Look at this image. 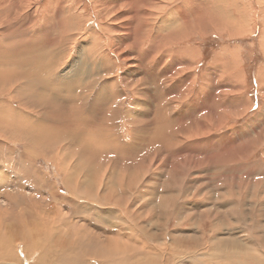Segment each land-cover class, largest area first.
I'll list each match as a JSON object with an SVG mask.
<instances>
[{
	"label": "rangeland",
	"instance_id": "1",
	"mask_svg": "<svg viewBox=\"0 0 264 264\" xmlns=\"http://www.w3.org/2000/svg\"><path fill=\"white\" fill-rule=\"evenodd\" d=\"M63 4L62 8L65 9H61ZM67 17L72 22L69 33L76 37L78 35L74 43L61 39L60 22ZM72 26L75 27L71 29ZM141 28L148 31L140 32L143 30ZM117 39L126 41L118 42ZM72 45L74 47L70 57L59 65L60 57H67ZM25 49L28 52L30 49V53ZM20 51L23 52L21 56L18 55ZM0 54L6 58L5 62H0V253L8 250L9 242V246L15 247L18 254L13 259L0 257V264H39L37 258L46 251H61L73 246L77 236L74 235L77 233L75 230H80L78 233L90 230L83 225L84 223L90 227V217L91 223L98 225L91 227L94 235L100 233L101 228H107L106 231L110 232L119 230L118 227L124 224L144 225L149 246L156 248L148 252L149 255L148 246L147 250L142 251L144 257H150L144 264H264V0H0ZM12 54L18 56L14 57ZM15 58L18 62L22 58L25 63H13L10 60ZM140 58L149 62L151 60L153 64L146 69L151 74L147 73L149 77L143 80L134 71L136 64L143 60H137ZM43 59L47 62L48 69ZM183 59L186 60L185 63ZM164 63L165 67L175 65L173 75L169 76L170 81L167 79L170 86L179 81L176 90L166 94L167 81H162L158 70L164 67ZM39 65L42 67L39 68L42 77L48 79V86L43 87L38 84L39 81H35L36 85L42 86L36 88V85H32L33 80L23 78L21 68H37ZM49 68L54 70L52 74ZM12 69L15 73H12ZM140 72L145 77L143 71ZM157 75V83L161 85L159 92L155 91L154 79ZM62 76H73L81 88L77 87L73 97H67L70 101L74 100L73 103L67 100V107L52 106L49 95L58 98L61 86L59 79ZM93 79L98 84L91 92L90 82ZM110 80L116 85L111 84L110 90L109 87L107 90L122 99L117 107H109L112 111L105 118L100 114L102 108L95 102V96L97 89L100 91L103 85L109 86L107 81ZM145 83L150 84L147 85L149 88L144 86ZM46 91L49 95L41 99L48 107L43 106L38 98V94L40 97ZM163 92L165 98H161ZM152 93L160 94L159 102L162 103L158 100L154 103ZM196 104L197 107L194 108ZM169 105L172 106L171 109L175 106L174 113L169 110ZM67 112L75 118L69 121L73 124L74 121L85 123L83 126L89 132L86 137L79 138L80 141L77 139L79 142L75 140V143L74 139L64 134L62 136V131L57 129L56 125L60 126L61 120L64 121V117L59 115H68ZM176 116H180L186 123H181L180 117ZM86 121L91 123L86 124ZM99 121L105 126L101 128V134L109 133L108 131L111 134H100V137L97 135V142L100 140L101 146L96 139L95 146H98L96 149L100 153L96 150L90 152V124ZM152 122L153 126L158 125L160 128L149 131L147 127H153L150 125ZM199 122L202 124H198ZM40 124L49 129L44 126H41L44 132L35 129ZM50 124L55 126L51 127ZM187 125L189 128H186ZM143 126H147L144 127L145 131ZM51 130L59 132L49 133ZM162 132L164 140H161ZM111 135L112 137H107ZM106 138L113 139L109 142ZM116 138L121 142L116 141ZM81 140L88 150L84 146V150L81 148ZM130 144L132 145L129 146ZM129 147L133 148L131 154ZM92 168L100 173L102 179L99 178L100 192H94L90 196V192L85 193V188L81 185L75 187V182L70 178L80 174L82 181V175ZM102 172L104 177L113 172V183L116 185L120 172L128 173L126 175H130L129 178L133 174L138 177L140 175L138 185L146 191H153L157 197L170 187L169 191H173L175 197L174 210H179V213L173 215L166 236L159 229L162 223L151 225L157 218L149 219L146 214L149 209L146 211L143 203H131V209L142 208L140 215L129 211L124 205L115 206L106 202L104 199L110 193H102L107 185ZM25 175L30 179L27 180ZM8 193H12V197ZM154 202L155 200L153 205ZM111 207L122 215L116 213L109 216ZM32 212L38 214L39 218ZM123 218L126 220L123 221ZM68 223L73 225L69 232L65 231ZM36 232L38 236H32ZM68 233L70 236L74 235V238H70ZM51 236H54L56 242H49ZM137 238L142 239L141 236ZM227 241L232 243L227 246ZM119 242L120 240L117 243L120 244ZM47 247L49 250H46ZM79 248L82 249L80 246ZM87 256L82 258L85 259V264L88 261H93L92 264L107 262ZM130 257L132 264H137L139 252ZM54 259L57 258L53 257Z\"/></svg>",
	"mask_w": 264,
	"mask_h": 264
},
{
	"label": "bare ground",
	"instance_id": "2",
	"mask_svg": "<svg viewBox=\"0 0 264 264\" xmlns=\"http://www.w3.org/2000/svg\"><path fill=\"white\" fill-rule=\"evenodd\" d=\"M63 2V1H62ZM62 2H60V3H62ZM9 4V3H8ZM62 6H64V4L63 5H61V9H65V7L64 8H62ZM15 8V7H14ZM185 8V7H184ZM199 9H201V8H199ZM228 9V8H227ZM9 12V11H8ZM71 12V11H70ZM73 13V15L74 16H76L75 15V13H74V11L72 12ZM71 13V14H72ZM78 13V12H77ZM13 14V13H12ZM191 14V13H190ZM16 15V14H15ZM152 15V14H151ZM159 15V14H158ZM58 16V15H57ZM80 14H79V23H80ZM194 16H195V13H194ZM241 16V15H240ZM11 17V16H10ZM62 17V16H61ZM60 17V18H61ZM58 18V17H57ZM59 18V19H60ZM76 18H78V17H76ZM199 18V17H198ZM71 19V18H70ZM195 19V18H194ZM200 19H201V17H200ZM199 19V20H200ZM61 20H64V18L63 19H61ZM73 20V19H72ZM187 20V19H186ZM237 20V19H236ZM70 21V20H69ZM69 21H68V17H67V19H65L63 22L61 21L60 22V26H61V39L63 40V41H70V42H75L76 40H77V37H78V35H77V37L76 36H74V35H72V34H70L69 33V25H71V21H70V23H69ZM190 21V20H189ZM83 22H84V20H83ZM192 22H194L193 20H192ZM203 22V21H202ZM244 22V21H243ZM76 23V25H77V22H75ZM200 23H201V20H200ZM74 24V23H73ZM144 24V23H143ZM142 24V25H143ZM202 24V23H201ZM48 25V24H47ZM50 25V24H49ZM75 25V26H76ZM79 25V24H78ZM193 25V24H192ZM75 26H72L71 27V29L73 28V27H75ZM81 26V25H80ZM190 26H191V24H190ZM199 26V25H198ZM77 27V26H76ZM186 26H184V28H185ZM120 28V27H119ZM143 28H145V27H143ZM143 28H141V29H143ZM79 29L80 28H78L77 29V31H79ZM158 29V28H157ZM146 31H148V29H145ZM144 29L142 30V31H140V32H146ZM152 31V30H151ZM59 32V31H58ZM73 33V32H72ZM76 33V32H75ZM80 33H81V31H80ZM79 33V34H80ZM84 34V33H83ZM92 34V33H91ZM82 35V34H81ZM120 35V34H119ZM124 35V34H123ZM191 35V34H190ZM83 36V35H82ZM81 36V37H82ZM122 36V35H121ZM85 37V36H84ZM95 37V34L93 35V38ZM99 37V36H98ZM118 37V36H117ZM120 37V36H119ZM123 37V36H122ZM89 38V37H88ZM103 38V37H102ZM121 38V37H120ZM168 38V37H167ZM182 38V37H181ZM96 39V38H95ZM111 39V38H110ZM119 39V38H118ZM118 39H117V41H118ZM121 39H123V38H121ZM120 39V40H121ZM60 40V39H59ZM97 40V39H96ZM120 40L118 41V42H120ZM179 40H180V38H179ZM86 41V40H85ZM89 41V40H88ZM122 41V40H121ZM123 41H126V40H123ZM122 41V42H123ZM178 41V40H177ZM182 41V40H181ZM87 42V41H86ZM107 42V41H106ZM85 43V42H84ZM92 43V42H91ZM91 43H90V46H91ZM136 43V41L134 40L133 41V45ZM179 43V42H178ZM64 44V43H63ZM66 44V43H65ZM68 44V43H67ZM144 45V44H143ZM93 46H95L94 44H93ZM135 46V45H134ZM32 47V46H31ZM42 47V46H41ZM73 47H74V45H72L71 46V51H70V53H68V55H67V57H66V55L65 56H61L60 57V63H59V65H62V64H64L66 61H65V59H68V57H70V55H71V53H72V50H73ZM85 47H89V46H85ZM92 47V46H91ZM110 47V46H109ZM44 48V47H43ZM31 49V48H30ZM30 49H28L29 50V52L28 51H26V49H25V51L26 52H28V53H30ZM92 49H93V47H92ZM16 50V49H15ZM24 50V49H23ZM35 50H36V48H35ZM34 50V51H35ZM39 50V49H38ZM56 50V49H55ZM64 50V49H63ZM24 51V52H25ZM33 51V50H32ZM37 51V50H36ZM19 52V51H18ZM60 52V51H59ZM75 52H76V50H75ZM100 53H101V51H99ZM196 52V51H195ZM21 53L23 54V52L22 51H20V54H18V55H20L21 56ZM58 53V52H57ZM92 53V52H91ZM100 53H99V55H100ZM25 54V53H24ZM35 55H39V53H34ZM54 54V53H53ZM89 54V53H88ZM1 55V54H0ZM3 55V54H2ZM13 56L14 55H17V54H12ZM11 55V56H12ZM17 55V56H18ZM31 55H33V54H31ZM35 55H34V57H35ZM94 55V54H93ZM98 55V54H97ZM105 55V54H104ZM6 56V55H5ZM16 56V57H17ZM23 56V55H22ZM90 57H91V55H89ZM1 57V56H0ZM15 57V56H14ZM39 57V56H38ZM40 57H41V55H40ZM66 57V58H65ZM93 57V56H92ZM95 57V56H94ZM93 57V58H94ZM103 57V56H102ZM1 58H3V56L1 57ZM9 58V57H8ZM45 58V57H44ZM97 58H98V56H97ZM4 59H6L5 57L3 58V60L2 59H0V62L1 61H4ZM30 59V58H29ZM53 59H54V57H53ZM141 59H143V58H140V59H137V60H141ZM181 59V58H180ZM8 60V59H7ZM10 60H12V62L14 63H25L24 62V60L21 58V60L18 62V60H16V58L15 59H10ZM49 60V59H48ZM51 60V59H50ZM49 60V61H50ZM108 60V59H107ZM106 60V61H107ZM27 61V60H26ZM36 61H37V59H36ZM47 61V60H46ZM95 61V60H94ZM153 61V60H152ZM184 63L186 62V60H182ZM5 62V61H4ZM9 62V61H8ZM11 62V61H10ZM11 62V63H12ZM30 62V61H29ZM33 62V61H32ZM34 62H35V60H34ZM33 62V63H34ZM42 62V61H41ZM45 61H44V59H43V63H44ZM80 62V61H79ZM86 62V61H85ZM191 62V61H190ZM2 63V62H1ZM36 63V62H35ZM47 62H45V66H46V68L47 67H49L48 66V64H46ZM90 63V62H89ZM102 63V62H101ZM104 63V62H103ZM151 63V60H150V62L147 60V59H143L141 62H138L137 64H136V66L134 67V71H136L137 72V74L139 75V77H140V79H142L143 80V78H147V77H149V75L151 74H149L148 72H146V69L147 68H151L152 67V63ZM5 64V63H4ZM176 64V63H175ZM7 65H9V64H7ZM27 65V64H26ZM28 65H30V63L28 64ZM27 65V66H28ZM41 65V64H40ZM39 65V66H40ZM49 65L51 66L52 64H50L49 63ZM80 65V64H79ZM164 65V67L163 68H158V70L160 71L159 73L161 74V78H163V80L162 81H167L168 82V80H169V76L170 75H173L172 73V71H173V68H174V64H171V65H169V66H167V67H165V63L163 64ZM162 65V66H163ZM188 65V64H187ZM4 66V65H3ZM19 66H24V65H19ZM27 66H25V67H22L21 69H22V72H21V74H22V76H23V78H28L29 80H33L34 81V84H32L33 86L34 85H36L35 83H37L38 81L40 82V83H38V84H40V85H42L43 87H45V86H48V83H47V81H48V79H44V77H42V73H41V71H40V69L39 68H42L41 66L39 67V66H37V68H29V67H27ZM43 66V65H42ZM192 66V65H191ZM16 67H18V65L16 66ZM58 67V66H57ZM234 67V66H233ZM4 68V67H3ZM13 68V67H12ZM18 68H20V67H18ZM52 68L54 69L55 67H53L52 66ZM52 68H49L50 70V73L52 74V72L54 71V70H52ZM75 68V69H74ZM74 68H72V71H73V69L76 71V67H74ZM78 68V67H77ZM21 69L20 70H17V71H21ZM48 69V68H47ZM57 69V68H56ZM165 69V70H164ZM176 69V68H175ZM174 69V70H175ZM184 69H186V68H184ZM7 71H8V69H6ZM15 70V69H14ZM143 71V73L145 74V77L143 76V74L140 72V71ZM7 71H5V73L7 72ZM10 71H11V69H10ZM43 71H44V69H43ZM48 71V72H49ZM56 71V70H55ZM79 71V70H78ZM149 71H150V69H149ZM163 71H165L166 73H163ZM168 71V72H167ZM9 72V71H8ZM12 73H15V71L13 72V69H12ZM11 73V74H12ZM49 73V74H50ZM149 75H148V74ZM156 73V72H155ZM228 73H229V71H228ZM55 74V73H54ZM68 74H70V73H68ZM116 74H117V72H116ZM135 74V73H134ZM153 74V73H152ZM175 74H176V71H175ZM15 75H18V74H15ZM45 75H47V74H45ZM80 75V74H79ZM239 75V74H238ZM3 76V75H2ZM44 76V75H43ZM48 76V75H47ZM54 76V75H53ZM105 76V75H104ZM120 76V75H119ZM133 76V75H132ZM153 76V75H152ZM177 77L179 76V75H176ZM176 76H174L175 78H176ZM81 77V76H80ZM159 76L157 75V77H156V79H154L155 78V76L153 77V78H151L152 80L154 79L155 80V84H156V92H159L160 91V87L159 86H161V85H158V83H157V78H158ZM173 77V76H172ZM46 78V77H45ZM78 78H79V76H78ZM106 78V77H105ZM174 78V79H175ZM19 79V78H18ZM58 79V78H57ZM80 79H82V77L80 78ZM160 79V78H159ZM168 79V80H167ZM171 79V78H170ZM173 79V80H174ZM179 79V78H178ZM196 79V78H195ZM29 80H27V81H29ZM60 80V85L61 86H59V92H58V94L57 93H55V95L57 94L58 95V98H52L51 97V95H49V92H45L43 95H41V92H40V97H39V94H38V98H39V100H41L42 101V104H43V106H45V107H48L49 105H45L44 104V100H42L41 98H43V96H46V95H49V98H51L50 99V104H52V106L53 105H55V106H57V107H67V106H65L66 105V103H67V100H69V99H67V97H70V96H74L75 95V91H77L76 89H77V87H79L80 85H77L79 82L77 81V80H75L74 79V77L73 76H62V78H60L59 79ZM148 80V79H147ZM30 81V82H31ZM35 81H37V82H35ZM170 81V80H169ZM193 82H194V80H192ZM26 82V81H25ZM108 82V84H109V86H102L103 88H102V90H98L97 89V92H96V96H95V102H97V103H99L100 104V107L102 108V110H101V115H102V117H105V116H108L109 114H110V112L112 111L111 109H113V108H111V107H117V105L119 104V102H120V99H122V97L120 98V97H117V94H112V93H110V91H108V90H110V85L111 84H113V85H116V83L114 84L113 83V81H107ZM134 82H135V80H134ZM150 82V81H149ZM165 82L166 83V88H167V91L166 90H164V91H166L165 92V94L166 93H169L171 90H172V92L174 91V90H176V87H178L179 85V81H178V83H173L172 84V86H170L171 85V83L170 82ZM24 83V82H23ZM136 83V82H135ZM144 83V82H143ZM162 83V82H161ZM26 84H28V83H26ZM55 84H57V83H55ZM83 84H84V82H83ZM96 84H98V83H96V79L94 80L93 79V81H91L90 82V91L92 92L93 90H95L94 88H96L95 86H96ZM107 84V83H106ZM137 84V83H136ZM140 84V83H139ZM146 84V83H145ZM149 83H147L146 85H144V86H146V87H148L147 85H148ZM153 84H154V81H153ZM192 84V83H191ZM45 85V86H44ZM50 85V84H49ZM53 85V84H52ZM138 85V84H137ZM150 85V84H149ZM42 86H38V85H36V88H39V87H42ZM51 86V85H50ZM55 86V85H54ZM84 86V85H83ZM131 86V85H130ZM138 86H140V85H138ZM153 86V85H152ZM194 86V85H193ZM107 87H109V89L107 90ZM115 87V86H114ZM142 87V86H141ZM32 88V87H31ZM80 88H81V86H80ZM117 88V87H116ZM149 88V87H148ZM152 88V87H151ZM171 88V89H170ZM28 90L27 91H29V88H27ZM47 89V88H46ZM45 89V90H46ZM49 89V88H48ZM145 89V88H144ZM178 90L180 89V88H177ZM23 90V89H22ZM34 90V88L32 89V92H34L33 91ZM79 90V89H78ZM149 90V89H148ZM152 90V89H151ZM41 91V90H40ZM42 91H43V89H42ZM49 91H50V89H49ZM89 91V90H88ZM118 91V90H117ZM139 91V90H138ZM138 91H137V95L139 94L138 93ZM146 92H148L147 90H145ZM150 91V90H149ZM184 91H186V90H184ZM31 92V91H30ZM37 92V91H36ZM178 92V91H177ZM177 92H175V93H177ZM181 92H183V91H181ZM181 92H179V93H181ZM38 93V92H37ZM43 93V92H42ZM142 94H144V91H142L141 92ZM174 93V94H175ZM30 94V93H29ZM33 94H35V93H33ZM141 94V95H142ZM153 94V93H152ZM165 94H164V92L161 94V98H165ZM173 93H172V95H174ZM183 94V93H182ZM215 94V93H214ZM55 95H53L52 94V96H55ZM85 95V94H84ZM154 95V94H153ZM187 95V94H186ZM186 95H184V97L186 96ZM216 95V94H215ZM28 96V95H27ZM144 96V95H143ZM148 96V95H147ZM150 96V95H149ZM159 96V97H158ZM77 97V96H76ZM171 97V96H170ZM175 97V96H174ZM183 97V98H184ZM187 97V96H186ZM185 97V98H186ZM84 98V97H83ZM149 98H151V97H149ZM171 98H173V97H171ZM176 98V97H175ZM182 98V97H181ZM184 98V99H185ZM78 99V98H77ZM148 99V98H147ZM168 99V101H170V99L169 98H167ZM178 99V98H177ZM213 99V98H212ZM47 100H48V97H47ZM83 100V99H82ZM146 100V99H145ZM149 100V99H148ZM158 100V102H159V100H160V94H156V95H154V103L156 102ZM175 100V99H174ZM186 100V99H185ZM194 100V99H193ZM196 100V99H195ZM198 100V99H197ZM32 101V100H31ZM72 101V100H71ZM70 100H69V102H71ZM74 101V100H73ZM73 101H72V103H73ZM140 101V100H139ZM138 101V102H139ZM167 101V102H168ZM199 101V100H198ZM33 102V101H32ZM57 104H55V103ZM68 102V103H69ZM79 102H81V101H79ZM94 102V103H95ZM148 102V101H147ZM150 102H151V100H150ZM172 102V101H171ZM174 102V101H173ZM176 102V101H175ZM180 102V101H179ZM179 102H178V104H179ZM185 102V101H184ZM183 102V103H184ZM190 102V101H189ZM188 102V103H189ZM24 103V102H23ZM47 103V102H46ZM122 103V102H121ZM136 103H137V101H136ZM159 103H162V102H159ZM158 103V105H160ZM192 103H195V102H193L192 101ZM199 103V102H198ZM204 103V102H203ZM39 104H40V102H39ZM48 104V103H47ZM80 104V103H79ZM139 105H140V103H138ZM171 104V103H170ZM174 104V103H173ZM201 104V103H200ZM86 105V104H85ZM135 105V104H134ZM180 105V104H179ZM178 105V106H179ZM76 106V105H75ZM121 106V105H120ZM157 106V105H156ZM155 106V107H156ZM170 106V105H169ZM174 106V105H173ZM177 106V105H176ZM181 106H183V105H181ZM185 106H187V105H185ZM191 106V105H190ZM23 107V106H22ZM31 107V106H30ZM35 107V106H34ZM40 107V106H39ZM111 109H110V108ZM127 107H129V106H127ZM134 107V106H133ZM154 107V108H155ZM159 107H161V106H159ZM188 107V106H187ZM197 107V104H196V106L194 107V108H196ZM72 108H74V105H73V107ZM94 108V107H93ZM124 108V107H123ZM135 108V107H134ZM172 108V106H170V108H169V110ZM175 108V106L173 107V109ZM200 108V107H199ZM199 108H197L196 110H199ZM207 108V107H206ZM64 109V108H63ZM67 109V108H66ZM65 109V110H66ZM79 108L77 107L76 108V110H78ZM98 109V108H97ZM129 109V108H128ZM173 109H171L172 111H173ZM180 110H181V107L179 108ZM189 109V108H188ZM68 110V109H67ZM66 110V111H67ZM71 110H73V109H71ZM111 110V111H110ZM168 110V109H167ZM175 110V109H174ZM177 110V109H176ZM195 110V111H196ZM69 111H70V109H69ZM74 111V110H73ZM118 111H120V110H118ZM159 111V110H158ZM163 111V110H162ZM178 111V110H177ZM182 111V110H181ZM200 111V110H199ZM65 112V111H64ZM70 112H72V111H70ZM69 112V113H70ZM74 112H76V111H74ZM81 112V111H80ZM138 112H140V111H138ZM169 112V111H168ZM66 113V112H65ZM68 113V112H67ZM68 113V115H70L69 117H67L68 115H65L64 113V115L62 114V115H59V116H63L64 117V121H62L61 120V122H60V126H58V125H56L57 126V129L58 130H60V132L62 131V136H63V134H64V136H66V137H71L72 139H74V141L76 140V141H80V139L81 138H84V137H86L88 134H89V132L88 131H86V129H85V127L83 126L84 124L83 123H80V122H76V121H74V124H73V122H71V121H69V119H75L74 118V115L72 116V114H69ZM73 113V112H72ZM122 113V112H121ZM129 113H130V111H129ZM159 113V112H158ZM173 113H174V111H173ZM182 113V112H181ZM193 113H195V112H193ZM197 113H198V111L196 112V114L195 115H197ZM118 114H119V112H118ZM140 114V113H139ZM122 115V114H121ZM151 115V114H150ZM160 115V114H159ZM177 115H178V112H177ZM180 115V114H179ZM148 116V115H147ZM160 116H162V115H160ZM168 116V115H167ZM189 116V115H188ZM78 117V116H77ZM92 117H94V115L92 116ZM135 117V116H134ZM164 117V116H163ZM176 117H180V116H176ZM176 117L174 118V119H176ZM186 117V116H185ZM194 117V116H193ZM193 117H190V118H192L193 119ZM91 118V117H90ZM106 118V117H105ZM129 118H130V115H129ZM128 118V119H129ZM170 118V117H169ZM184 118V117H183ZM200 118V117H199ZM54 119V118H53ZM53 119H51V120H53ZM57 119V118H56ZM63 119V118H62ZM80 119V118H79ZM96 119V118H95ZM138 119V118H137ZM154 119V118H153ZM157 119H159V118H157ZM181 121H182V119H181V117L179 118ZM185 119V118H184ZM57 120H60V119H57ZM57 120H56V122H57ZM103 120H105V119H103ZM111 120V119H110ZM130 120V119H129ZM172 121H173V117H172V119H171ZM178 120V119H177ZM187 120H188V117H187ZM94 121V120H93ZM138 121V120H137ZM162 121H164L163 119H162ZM176 121V120H175ZM189 121V120H188ZM195 121V120H194ZM69 122H71V123H69ZM87 122V121H86ZM128 122V121H127ZM133 122V121H132ZM143 122V121H142ZM177 122V121H176ZM176 122H174L175 123V126H176ZM186 123V121L184 120V121H182L181 123ZM196 122V121H195ZM194 122V123H195ZM89 123H91V122H89ZM88 122L86 123V124H89ZM117 123V122H116ZM148 123V122H147ZM150 123V122H149ZM160 123H162V122H160ZM172 123V122H171ZM179 123V120H178V122H177V124ZM183 123V124H184ZM201 122H199L198 124H200ZM118 124V123H117ZM121 124V123H120ZM156 124V123H155ZM157 124H159V123H157ZM164 124V123H163ZM188 124V123H187ZM196 124V123H195ZM202 124V123H201ZM53 125L54 124H52V126H51V124H50V126L51 127H53ZM150 125H154V122H152V124H150ZM166 125V124H165ZM41 126H44V125H39L38 127H35V129H37V130H39L40 132H44V129H42V127ZM55 126V125H54ZM103 126H104V124H103ZM103 126H102V122L101 121H99L98 123H96V124H90V146H89V148H90V152L92 151L93 152V150H96V152H97V149H96V146H95V139H96V142H97V135H98V137H100L99 135L103 132V131H101V128H103ZM109 126V125H108ZM114 126H115V124H114ZM113 126V127H114ZM158 126V125H157ZM157 126H153V127H147V126H143V130L145 129L144 127H147L148 128V130L149 131H152V130H157L158 128H160V127H157ZM164 126V125H163ZM162 126V127H163ZM186 126V125H185ZM204 126H205V124H204ZM40 127V128H39ZM46 126H44V128H45ZM107 127V126H106ZM112 126L110 125V128H111ZM118 127V126H117ZM197 127V126H196ZM202 127V126H201ZM47 129H49L48 127H46ZM104 128H105V126H104ZM138 128V127H137ZM181 128V127H180ZM180 128H178V130L180 129ZM186 128H189L188 127V125H187V127ZM193 128V127H192ZM199 128V127H198ZM52 129V128H51ZM114 129V128H113ZM119 129V128H118ZM141 129V128H140ZM166 129V128H165ZM177 129V128H176ZM183 130H184V128H182ZM56 130V129H55ZM55 130H51V132L49 131V133H52V132H54ZM57 130V131H58ZM103 130H106V129H103ZM109 130V129H108ZM108 130H106V131H108ZM111 130V129H110ZM146 130V129H145ZM144 130V131H145ZM155 130V131H156ZM161 130V129H160ZM159 130V131H160ZM181 130V129H180ZM187 130V129H186ZM193 130V129H192ZM195 130H197V129H195ZM200 130V129H199ZM205 130V129H204ZM57 131H55V132H57ZM86 131V132H85ZM98 131H100L99 133H97ZM112 131V130H111ZM116 131H118V130H116ZM134 131H136V130H134ZM154 131V132H155ZM162 131V130H161ZM164 131V130H163ZM166 131V130H165ZM164 131V132H165ZM38 132V131H37ZM36 132V133H37ZM46 132H47V130H46ZM59 132V131H58ZM105 132V131H104ZM109 133H106L107 135H109V134H111L110 133V131H108ZM115 132V131H114ZM113 132V133H114ZM142 133V132H141ZM144 133V132H143ZM147 133V132H146ZM150 133V132H149ZM153 133V132H152ZM156 133V132H155ZM178 133V132H177ZM176 133V134H177ZM198 133V132H197ZM201 133V132H200ZM106 134H101V135H105L106 136ZM115 134V133H114ZM118 134H119V131H118ZM145 134V133H144ZM154 134V133H153ZM152 134V135H153ZM161 134V133H160ZM169 134V133H168ZM179 134V133H178ZM177 134V135H178ZM117 135V134H116ZM122 135V134H121ZM139 135V134H138ZM137 135V136H138ZM143 135V134H142ZM151 135V136H152ZM164 134H163V132H162V135L161 136H163ZM197 135V134H196ZM48 136V135H47ZM50 136V135H49ZM117 136H119V135H117ZM134 136V135H133ZM159 136V135H158ZM157 136V137H158ZM168 135H166V137H167ZM170 136V135H169ZM176 136V135H175ZM174 136V137H175ZM179 136V135H178ZM65 137V138H66ZM96 137V138H95ZM103 137V136H102ZM107 137H112V135L111 136H107ZM145 137V136H144ZM149 137V136H148ZM164 137L165 136H163V139H161V140H164ZM80 138V139H79ZM123 138V137H122ZM132 138V137H131ZM135 138V137H134ZM139 138H142V136L140 137L139 136ZM150 138V137H149ZM154 138V137H153ZM176 138H177V136H176ZM245 138V137H244ZM67 139H69V138H67ZM78 139V140H77ZM87 139V138H86ZM85 139V140H86ZM101 139V142H103L102 141V138H100ZM104 139H105V137H104ZM107 139V138H106ZM113 138H111L110 140H108L109 142H111V140H112ZM136 139V138H135ZM145 138H143V140H144ZM152 139V138H151ZM169 139V138H168ZM70 140V139H69ZM83 140V139H82ZM82 140H81V143L83 144L84 143V141L82 142ZM118 139L116 138V141H117ZM157 140V139H156ZM76 141H75V143H76ZM78 141V142H79ZM87 141H88V139L86 140V142L85 143H87ZM118 141H120V140H118ZM135 141V140H134ZM167 141V140H166ZM177 141V140H176ZM180 141V140H179ZM113 142V141H112ZM121 142V141H120ZM182 142V141H181ZM66 143V142H65ZM97 143H99L98 145H100L101 146V143H100V140H99V142H97ZM105 144H109V143H106V142H104ZM103 143V144H104ZM119 143V142H118ZM132 143V142H131ZM171 143V142H170ZM69 144V143H68ZM67 144V145H68ZM80 145L81 146V148H82V146H84V144L83 145ZM136 144V143H135ZM165 144V143H164ZM163 144V145H164ZM167 144V143H166ZM75 145V144H74ZM123 145V144H122ZM132 144H130L129 146H131ZM140 145V144H139ZM85 146H87V145H85ZM84 146V147H85ZM99 146V147H100ZM103 146V145H102ZM148 146V145H147ZM157 146V145H156ZM159 146V145H158ZM83 147V148H84ZM108 147V146H107ZM135 147H137V145H135ZM140 147V146H139ZM153 147V146H152ZM161 147H162V145H161ZM79 148V147H78ZM80 148V149H81ZM82 148V149H83ZM85 148H87V147H85ZM97 148H98V146H97ZM121 148V147H120ZM148 148V147H147ZM244 148V147H243ZM69 149V148H68ZM80 149H79V151H80ZM129 149H131L129 152H130V154H131V151L133 150V148L132 147H129ZM143 149V148H142ZM162 149V148H161ZM185 149V148H184ZM189 149V148H188ZM67 150V149H66ZM77 150V149H76ZM84 150V149H83ZM87 150H88V148H87ZM99 150V149H98ZM124 150V149H123ZM126 150V149H125ZM147 150V149H146ZM150 150V149H149ZM103 151V150H102ZM181 151V150H180ZM189 151V150H188ZM83 152H86V150L85 151H83ZM108 152V151H107ZM111 152V151H110ZM122 152V151H121ZM138 152V151H137ZM136 152V153H137ZM142 152V151H141ZM87 153H89V151H87ZM97 153H100V152H97ZM102 153V152H101ZM104 153V152H103ZM86 154V153H85ZM95 154V153H94ZM105 154V153H104ZM108 154V153H107ZM114 154V153H113ZM125 154V153H124ZM161 154V153H160ZM183 154V153H182ZM125 155H128V156H131V155H129L128 153L127 154H125ZM139 155V154H138ZM144 155V154H143ZM106 156V155H105ZM118 156H119V154H118ZM140 156H142V153H141V155ZM178 156V155H177ZM95 157V156H94ZM101 157H103V156H101ZM136 157V156H135ZM160 157V156H159ZM124 158V157H123ZM127 158V157H126ZM139 158V157H138ZM85 159V158H84ZM114 159V158H113ZM117 159V158H116ZM134 159V158H133ZM144 159V158H143ZM100 160V159H99ZM123 160V159H122ZM10 161V160H9ZM103 161V160H102ZM119 161H120V158H119ZM124 161V160H123ZM131 161H132V159H131ZM99 163V162H98ZM101 163V162H100ZM121 163V162H120ZM124 163V162H123ZM130 163V162H129ZM134 163V162H133ZM135 163H137V161L135 162ZM132 164V163H131ZM149 168V167H148ZM160 172V171H159ZM31 173V172H30ZM83 173V172H82ZM106 173V172H105ZM108 173V172H107ZM123 174H121V172H120V177H118L117 178V185L116 184H114L113 182H115L114 181V173L112 172V173H110V175L108 174V175H106L105 177L103 176V172L101 173L102 174V176H103V178H105V180H107L106 182H107V185H106V187L102 190L103 192L102 193H107V192H109L110 194H108V195H106V198L104 199L103 197H102V199H104L106 202H110V203H112L113 205H124V206H126V208H128L129 209V211H132L134 214L136 213V214H142V212H141V209L142 208H139V209H131V203L132 202H141V203H143L145 206H144V208H145V210L147 211V209H149V211L146 213L148 216H149V219L150 220H152L153 218H157V219H155L154 220V222L151 224V225H155V226H157V225H159V223H162L161 224V226L159 227V229L161 230V232H162V235H165L166 236V234H167V231H168V228H169V224H170V221H171V219H172V217H173V215H178V213H179V210H174V205H173V203H175V197H174V195L172 194V192L173 191H169V188H167V191L166 192H163V193H160L159 195H158V197L157 196H155L154 195V193H153V191H146V190H144V189H142L139 185V183H138V181L140 180V175H139V177L138 176H136V175H134L133 174V176H132V178H129V176L130 175H126V174H128V173H124V172H122ZM3 174V173H2ZM27 174H29V173H27L26 172V175ZM136 174H137V172H136ZM138 174H139V172H138ZM140 174L142 175V173L140 172ZM25 175V176H26ZM159 175V174H158ZM28 176H30V174L28 175ZM74 177H72V178H70V180H73L74 182H75V184H74V186L76 187V186H79V185H81L83 188H85L84 190V192L85 193H88V192H90V196H92L93 194H94V192H100V190H101V185H100V180H99V178H100V173L99 172H96L93 168L92 169H90V170H86V172L84 173V175H82L83 177H82V181H80V179H81V175L79 174H77V175H73ZM143 176V175H142ZM27 180H28V178L30 179V177H25ZM100 179H102V177L100 178ZM26 180V181H27ZM42 181V180H41ZM24 182V181H23ZM43 182V181H42ZM101 182H102V180H101ZM105 182V181H104ZM105 182V183H106ZM20 183V182H19ZM70 183H72V182H70ZM125 183V184H124ZM18 184V183H17ZM16 184V185H17ZM21 184V183H20ZM42 184H44V183H42ZM139 184V185H138ZM24 185H25V182H24ZM103 185V184H102ZM81 186H80V190H81ZM96 186V187H95ZM19 187H21V186H19ZM172 188H174V187H172ZM98 189H99V191H98ZM22 190H23V188H22ZM165 190H166V188H165ZM173 190V189H172ZM174 190H176V189H174ZM6 191H8V190H6ZM25 190H23V192H24ZM76 191H78V189L76 190ZM83 191V190H82ZM75 192V191H74ZM171 192V193H170ZM21 193V192H20ZM21 194H24V193H21ZM20 194V195H21ZM77 194V193H76ZM75 194V195H76ZM7 195V194H6ZM5 195V196H6ZM8 195H9V193H8ZM19 195V194H18ZM25 195V194H24ZM23 195V196H24ZM100 195V194H99ZM9 196H11L12 197V193H11V195H9ZM14 196V195H13ZM16 196V195H15ZM85 196V195H84ZM21 197V196H20ZM25 197V196H24ZM7 198H10V197H7ZM21 199V198H20ZM101 199V200H102ZM88 200V199H87ZM92 200V199H91ZM155 200V202H154V205H153V201ZM19 201V200H18ZM93 201V200H92ZM100 201V200H99ZM103 203V202H102ZM91 204V203H90ZM105 204V203H104ZM103 204V205H104ZM106 205V204H105ZM108 206H109V204H107ZM42 206V205H41ZM111 206V205H110ZM42 207H44V206H42ZM175 207H177V206H175ZM39 208H40V206H39ZM45 208V207H44ZM112 208V207H111ZM114 208V207H113ZM110 209V211H109V216H113V215H115L116 213H118V211H115L114 209ZM117 209V208H116ZM119 209V208H118ZM123 209V208H122ZM176 209V208H175ZM40 210H41V208H40ZM121 210V209H120ZM120 210H119V212H120ZM230 210V209H229ZM45 211V210H44ZM93 211V210H92ZM91 211V212H92ZM35 212V211H34ZM34 212H32L33 214H34ZM141 212V213H140ZM201 213H203V212H201ZM29 214V213H28ZM119 214V213H118ZM126 214V213H125ZM30 215H31V213H30ZM35 216H37L36 214H34ZM89 215H91V214H89ZM119 215H122L121 213L119 214ZM76 216V215H75ZM88 216V215H87ZM86 216V217H87ZM129 216V215H128ZM131 216V215H130ZM38 218H39V216H37ZM41 217V216H40ZM84 217V216H83ZM127 218V217H126ZM3 219V218H2ZM29 219H30V217H29ZM72 219H74V218H72ZM82 219V218H81ZM84 219H86V218H84ZM89 219V218H88ZM87 219V220H88ZM110 219V218H109ZM129 219V218H128ZM31 220V219H30ZM41 220H44V219H41ZM100 220V219H99ZM126 220V219H125ZM124 220V218H123V221H125ZM131 220V219H130ZM174 220V219H173ZM82 221H85V222H87L86 220H82ZM89 221V220H88ZM104 221V220H103ZM33 222V221H32ZM42 222V221H41ZM69 222H71V221H69ZM73 222V221H72ZM77 222V221H76ZM90 227L86 224H84L83 223V225H84V227L86 226V228H88V229H90L89 231H83V232H80V233H78V231H80V230H75V231H77V233L75 232H73V231H71L72 233H74V235H77L76 237H77V239H76V237H75V240L73 241V243H74V245L73 246H69L67 249H65V250H62L61 249V251H58L57 249V251H52V252H50V253H48V251H44L45 253H43L42 254V256H40L39 258H37V260H39L38 262H39V264L40 263H43V264H47V263H54V264H85V263H83L84 262V260H82V258L84 257V255H88L87 257H89V256H93L94 257V259L96 258L97 260H99L100 262H105V261H107V262H105L106 264H132L133 263V261H131L132 259V257H130V256H134V255H136L138 252H139V258H138V263L139 264H144L146 261H148L149 259H150V257H148V256H146V257H144V253L142 254V251H145V250H147V246L150 248V249H148L147 250V253L148 252H152V249L153 248H151L150 246H149V243L147 242L148 241V233H147V231H146V228H145V226L144 225H142V224H140V223H137V224H135V225H133V224H131V225H128L127 224V226L124 224V225H120L118 228H119V230H115V231H113V230H110V232L109 231H106V229H103V228H101L102 230H101V232L100 233H96L95 235L93 234V233H91L92 231L94 232V230L91 228V227H93V226H96V227H98V225L97 224H92L91 223V217H90ZM129 222H131V221H129ZM16 223V222H15ZM66 223V222H65ZM74 223V222H73ZM97 223V222H96ZM100 223L102 224V222H101V220H100ZM99 222H98V224H100ZM104 223V222H103ZM124 223H127V222H124ZM10 224V223H9ZM32 224V223H31ZM35 224V223H34ZM62 225H64V223H61ZM69 225H67L68 226V229L66 228V226H65V228L67 229V230H65V231H67V232H69L70 230H71V227L73 228V225L72 224H70V223H68ZM121 224H123V223H121ZM201 224V223H200ZM72 225V226H71ZM75 225L76 226H78L76 223H75ZM74 225V226H75ZM82 225V224H81ZM140 225H142V226H140ZM101 226V225H100ZM99 226V227H100ZM103 226H105V224L103 225ZM113 226H114V224H113ZM64 227V226H63ZM79 227V226H78ZM84 227L82 226V229H84ZM106 227V226H105ZM76 228V227H75ZM26 229V228H25ZM125 229H127V232H124V230ZM2 230V229H1ZM57 230V229H56ZM56 230H55V233H56ZM85 230V229H84ZM92 230V231H91ZM109 230V229H108ZM157 230V229H156ZM22 231V230H21ZM24 231V230H23ZM155 231V230H154ZM26 232V231H25ZM40 232V231H39ZM64 232V231H63ZM62 232V233H63ZM114 234H112V233ZM66 233V232H65ZM1 234H3L2 233V231H1ZM17 235V234H16ZM28 235V234H27ZM66 236H67V234H65ZM72 235V234H71ZM74 235H72V236H70L69 235V233H68V236H70V238L71 237H73ZM113 235V236H112ZM119 235V236H118ZM32 236H38V233L36 232V234H32ZM67 236V237H68ZM141 236V238L142 239H140V238H137L136 239V237H140ZM1 237V236H0ZM12 237V236H11ZM29 237V236H28ZM26 238V237H25ZM33 238V237H32ZM74 238V237H73ZM22 239V238H21ZM9 240H11L10 238H9ZM24 240V239H23ZM30 240H32V239H30ZM120 240V244H118L117 242ZM24 241H26V240H24ZM33 241V240H32ZM36 241V240H35ZM34 241V243H36ZM48 241V240H47ZM122 241V242H121ZM155 241V240H154ZM8 242V241H7ZM23 242V241H22ZM27 242V241H26ZM46 242V241H45ZM49 242H56V240H55V238H54V236H51V238H49ZM18 243V242H17ZM145 243H146V245H145ZM150 243H152V242H150ZM232 243V241H227V246H229L230 244ZM8 244V250L6 251V252H2V253H0V257H2L1 259H4V258H12V257H17V253H16V251H15V247L14 248H11L10 246H9V242L7 243ZM13 244V243H12ZM31 244V243H30ZM42 244V243H41ZM41 244H39L40 246H41ZM50 244V243H49ZM43 245V244H42ZM82 245V246H81ZM34 246V245H33ZM39 246V247H40ZM52 246V245H51ZM50 246V248L51 249H53V247H51ZM79 246L80 247H82V249H80L79 248ZM153 246V245H152ZM13 247V246H12ZM28 247V246H27ZM27 247H26V249H27ZM42 248H43V246H41ZM49 247V246H48ZM46 248V250H49V248ZM75 247H78L80 250H78V248L76 249ZM157 247V246H156ZM246 246H242V248H245ZM157 249H159V248H157ZM42 250H44V249H41V251ZM53 250H55V248L53 249ZM153 250H156V248L155 249H153ZM85 252V253H84ZM153 253H156V252H153ZM46 254H47V257H46ZM148 255H149V253H148ZM154 256V255H153ZM53 257L54 258H57V259H54L53 260ZM136 257V256H135ZM134 258V257H133ZM13 259V258H12ZM16 259V258H15ZM18 259V258H17ZM131 259V260H130ZM134 260V259H133ZM95 261V260H94ZM135 261V260H134ZM93 263V261H88L86 264H92ZM99 263V262H98ZM137 263V264H138Z\"/></svg>",
	"mask_w": 264,
	"mask_h": 264
},
{
	"label": "water",
	"instance_id": "3",
	"mask_svg": "<svg viewBox=\"0 0 264 264\" xmlns=\"http://www.w3.org/2000/svg\"><path fill=\"white\" fill-rule=\"evenodd\" d=\"M6 264H15V263H6ZM16 264H18V263H16Z\"/></svg>",
	"mask_w": 264,
	"mask_h": 264
}]
</instances>
